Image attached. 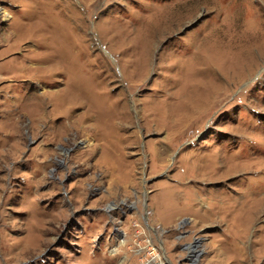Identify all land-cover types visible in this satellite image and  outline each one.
I'll return each instance as SVG.
<instances>
[{"label": "rangeland", "instance_id": "374dc122", "mask_svg": "<svg viewBox=\"0 0 264 264\" xmlns=\"http://www.w3.org/2000/svg\"><path fill=\"white\" fill-rule=\"evenodd\" d=\"M263 198L264 0H0V264H264Z\"/></svg>", "mask_w": 264, "mask_h": 264}, {"label": "bare ground", "instance_id": "6f19581e", "mask_svg": "<svg viewBox=\"0 0 264 264\" xmlns=\"http://www.w3.org/2000/svg\"><path fill=\"white\" fill-rule=\"evenodd\" d=\"M144 52L146 53V48L144 47ZM199 54H203L201 52V50L199 51ZM204 55V54H203ZM215 59L213 57H209L208 55L205 54L204 57H193L192 58V62L195 61H201L202 63H205L207 65L210 66V68L207 70V72H212L214 69L216 70V63L214 61ZM60 65V64H59ZM227 63L224 61L221 63V69H225L226 68ZM218 69V68H217ZM210 70V71H209ZM218 71V70H217ZM245 72V71H244ZM207 73L204 71H192L190 70L189 72L186 73H180V75L176 78V80H174L176 84V86L178 87H182V89H178L176 92V95H174V93H172L171 96H173L174 100L172 102H167V105H176V104H180L182 106H186V105H190L191 107L194 106H200L201 104H203L204 102H206L209 98L207 97H203V95L201 96L200 94H198L197 90H199V87H196V84H198V81L200 80V78H204L205 75ZM184 86V87H183ZM217 89V88H215ZM220 89V88H219ZM205 90V88L203 89V91ZM206 91V90H205ZM214 91V90H211ZM209 91V92H211ZM216 92V90H215ZM223 92V91H222ZM213 93V92H212ZM169 94V93H168ZM171 94V93H170ZM169 94V95H170ZM205 94V92H204ZM210 94V93H209ZM217 94V92H216ZM215 94V95H216ZM168 95V96H169ZM194 95H196V98L194 99ZM170 96V97H171ZM80 97V96H79ZM207 98V100H205ZM213 98V97H212ZM211 98V99H212ZM80 99V98H77ZM210 99V100H211ZM60 101V100H58ZM215 102V101H214ZM222 162V161H221ZM227 172L229 171L228 169H225ZM231 171V170H230ZM226 173V172H225ZM225 175V174H224ZM249 195H253V193ZM252 197V196H250ZM258 198V197H257ZM262 198V197H261ZM260 199V198H259ZM264 199V198H263ZM248 201V200H247ZM263 201V200H261ZM260 201V202H261ZM251 205V204H250ZM252 207V206H251ZM114 208V207H113ZM251 209V208H250ZM122 243H124V240H122ZM123 245V244H122Z\"/></svg>", "mask_w": 264, "mask_h": 264}, {"label": "water", "instance_id": "95a60500", "mask_svg": "<svg viewBox=\"0 0 264 264\" xmlns=\"http://www.w3.org/2000/svg\"><path fill=\"white\" fill-rule=\"evenodd\" d=\"M197 241L198 240H196L195 243H192V244L187 246L190 249V254H189L188 258H189V262L191 264H196V261L200 255V253H201L200 251L194 250L197 247V244H196Z\"/></svg>", "mask_w": 264, "mask_h": 264}, {"label": "crops", "instance_id": "0c3cea01", "mask_svg": "<svg viewBox=\"0 0 264 264\" xmlns=\"http://www.w3.org/2000/svg\"><path fill=\"white\" fill-rule=\"evenodd\" d=\"M157 222H159L160 224H162L161 222V220H159V219H157ZM172 222V221H171ZM170 225H168V226H166V227H169Z\"/></svg>", "mask_w": 264, "mask_h": 264}, {"label": "built area", "instance_id": "2783aa9c", "mask_svg": "<svg viewBox=\"0 0 264 264\" xmlns=\"http://www.w3.org/2000/svg\"><path fill=\"white\" fill-rule=\"evenodd\" d=\"M151 247V246H150ZM152 252V251H151Z\"/></svg>", "mask_w": 264, "mask_h": 264}]
</instances>
